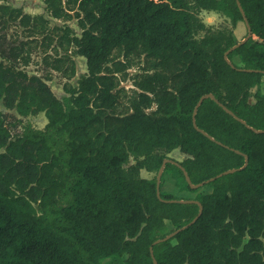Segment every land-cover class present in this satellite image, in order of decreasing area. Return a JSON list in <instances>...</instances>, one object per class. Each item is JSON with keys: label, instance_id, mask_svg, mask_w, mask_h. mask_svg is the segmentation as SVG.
Listing matches in <instances>:
<instances>
[{"label": "trees", "instance_id": "1", "mask_svg": "<svg viewBox=\"0 0 264 264\" xmlns=\"http://www.w3.org/2000/svg\"><path fill=\"white\" fill-rule=\"evenodd\" d=\"M46 4L55 19L76 11L81 29L56 24L43 40L49 47L57 37L65 53L46 63L71 79L75 54L87 73L62 97L29 75L23 67L48 20L0 4V264H264V96L250 101L264 79V0ZM219 10L250 37L208 32L198 16ZM12 26L27 36L10 34ZM116 53L152 62L125 114L118 73L128 65ZM40 113L44 129L25 122ZM174 150L183 170L173 162L165 170L176 168L187 191L199 190L189 179L210 193L158 197L157 175L141 170L159 172Z\"/></svg>", "mask_w": 264, "mask_h": 264}, {"label": "rangeland", "instance_id": "2", "mask_svg": "<svg viewBox=\"0 0 264 264\" xmlns=\"http://www.w3.org/2000/svg\"><path fill=\"white\" fill-rule=\"evenodd\" d=\"M190 4H191V0ZM0 4H9L14 7H21L24 9V12L32 15L33 17H42L44 20H48V27L45 33H39L34 38L38 39V44H34V49L31 53V60L28 66L23 67L24 70L29 75H37L42 76L47 79V83L53 90V92L58 96L62 97L65 93V85L72 84L76 85L77 78L87 73L86 60L81 56H77L72 54V58L76 64L77 74L73 78H69L65 73L55 71L49 67L46 63V58L49 59L61 57L65 52L61 48L58 47L57 37H54V42L51 43L49 47V40H43L45 35L53 36V28L56 24L61 26H69L74 35L80 36L81 29L79 27V21L76 17V11H71L70 17L63 19H55L53 18L50 11L47 9L46 0H0ZM189 11L197 13L196 10L189 8ZM204 23L207 21L206 26L208 28V32H217V31H231L236 36L237 40L242 42L246 37L249 36L246 26L244 27L243 35L240 36V32H237L236 25L233 24L231 17L226 14L224 11H212L207 13H200L198 16ZM10 34L14 36H21L22 38L26 37L28 32L21 26H12L10 28ZM200 35H204V32L200 33ZM116 61L122 62L123 64L128 65V68L125 73H118V78L121 80L120 88L123 89L121 93L120 103L117 108V112L119 114H125L130 111L132 101L137 97V94L141 92L136 86L135 82L141 78V76L149 73H153L151 70L152 62L146 59L144 56L133 55L130 57H124L121 54L116 53L114 56ZM235 64L242 66V62L239 57L235 56L233 58ZM252 97L250 101L254 103L256 101V96H264V79L257 86L256 91H252ZM0 110L5 112V107L0 103ZM13 113H16L15 111ZM25 122H29L32 127L35 129H44L47 124V118L44 113H40L36 116H30L25 119ZM168 156L172 161H176L180 163L185 160V156L180 153L179 150L174 151L173 153H169ZM134 160L131 158L130 164H133ZM166 177L163 180L164 185L162 184L161 191L164 193L171 194L172 196L178 199H193L196 197L198 193H210V186H201L198 192H190L186 190V181L181 177L179 171L175 168H169L165 171ZM156 175L158 174L155 173ZM164 174V172H163ZM155 176V175H152ZM173 227L171 225L168 226V231H170ZM124 264L118 258L107 259L104 261V264Z\"/></svg>", "mask_w": 264, "mask_h": 264}, {"label": "water", "instance_id": "3", "mask_svg": "<svg viewBox=\"0 0 264 264\" xmlns=\"http://www.w3.org/2000/svg\"><path fill=\"white\" fill-rule=\"evenodd\" d=\"M248 37H250V35H249ZM225 57L227 58V54L225 55ZM208 97L213 98L211 95H208V96H206L205 98H208ZM202 100H203V99H202ZM202 100H201V101H202ZM200 103H201V102H200ZM194 116H195V115H194ZM247 160H248V159H246V165H247V162H248ZM168 162H173L174 164H176L177 166H179V167L183 170V168H182L178 163H176V162H174V161H171V160H169V159H167V160L164 161L162 167L160 168V170H159V172H158V176H157V194H158V197H160V193H161V188H160V185H161V176H162L163 170H164V168H165V165H166ZM234 172H236L235 169H233V170H229V171H226V172H224V173L218 175L217 178H218V177H221V176H223V175H226V174L234 173ZM214 179H215V178H212L211 180L207 181V183L213 181ZM187 181H188V183L190 184L191 188H193V189H199V188H201V186H203V184H198V185L191 184V182H190L189 179H187ZM180 202H181V203H197L196 201H183V200L180 201ZM196 220H197V218H196L192 223H195ZM192 223H191V224H192ZM176 233H177V232H175L174 234H172V235H170V236H168V237H166V238H164V239L158 240V241H156L154 244L156 245V244H159V243L165 242V241L171 239ZM150 250H151V252H152L153 248L151 247ZM154 264H157L156 260H154Z\"/></svg>", "mask_w": 264, "mask_h": 264}, {"label": "crops", "instance_id": "4", "mask_svg": "<svg viewBox=\"0 0 264 264\" xmlns=\"http://www.w3.org/2000/svg\"><path fill=\"white\" fill-rule=\"evenodd\" d=\"M207 12H212V11H202L201 13L203 14V13H207ZM246 25H245V23L244 22H238L237 23V25H236V30H237V32L239 31L240 32V36L241 35H243V32H244V27H245ZM247 29V28H246ZM238 38V37H237ZM174 151H176V150H174ZM173 151V152H174ZM173 152H171V153H173ZM165 168H164V170H163V172H164V174L162 173V176H161V180H162V184L164 185V179H165V177H166V173H165ZM152 175H155L156 176V174L155 173H152V172H148L147 170H145V169H143V170H141V176L142 177H144V178H146V179H152V178H154L155 176H152ZM157 176H158V174H157Z\"/></svg>", "mask_w": 264, "mask_h": 264}, {"label": "clouds", "instance_id": "5", "mask_svg": "<svg viewBox=\"0 0 264 264\" xmlns=\"http://www.w3.org/2000/svg\"><path fill=\"white\" fill-rule=\"evenodd\" d=\"M205 23H207V21L205 20ZM256 88H257V86L256 85H253V87H252V89H250V91H256Z\"/></svg>", "mask_w": 264, "mask_h": 264}]
</instances>
